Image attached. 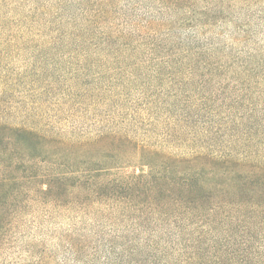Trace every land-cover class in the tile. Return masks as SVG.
Listing matches in <instances>:
<instances>
[{"label": "trees", "instance_id": "1", "mask_svg": "<svg viewBox=\"0 0 264 264\" xmlns=\"http://www.w3.org/2000/svg\"><path fill=\"white\" fill-rule=\"evenodd\" d=\"M22 1L31 4L28 23L38 15L45 27L0 28V51L24 64H8L2 84L7 92L13 83L33 89L41 81L47 97L27 102L19 115L0 108V238L26 227L32 202L47 213L97 206L109 210L112 226L150 235L145 247L143 241L131 252L121 245L106 251L104 264H264V44L257 41L264 16L240 3L257 0L126 1L132 13L109 25L116 0ZM196 2L209 3L211 16L194 18ZM230 7L248 18L247 27L229 34L231 43L199 35L198 27L211 31L213 17ZM47 14L58 19L56 27L46 29ZM142 21L169 30L170 41L132 40L144 36ZM186 30L191 42L174 39L172 32L183 39ZM54 56L68 65L56 80L34 70ZM43 105L66 117L53 124L39 112ZM100 108L95 132L89 124H65L76 111ZM113 153H135L150 171L116 177L96 160Z\"/></svg>", "mask_w": 264, "mask_h": 264}, {"label": "rangeland", "instance_id": "2", "mask_svg": "<svg viewBox=\"0 0 264 264\" xmlns=\"http://www.w3.org/2000/svg\"><path fill=\"white\" fill-rule=\"evenodd\" d=\"M126 1L131 5L136 0H116L113 3L115 8V13L112 10L110 15V19L104 22L103 25H109L110 23L114 22H122V17L126 14L132 13V11H127L126 8ZM20 3L21 6H18ZM243 7H241L244 11L252 15H258L261 13L264 16V0H257V1H242ZM17 4V5H16ZM197 4V5H196ZM209 3L203 2H196L193 6L192 13L195 17H199V15H208L211 16V11L209 8ZM233 6V5H231ZM237 8V9H234ZM240 7H233L228 8L227 12L222 13L221 16L213 17L214 25L209 24V29L211 31L207 32L206 27L204 29L201 27L199 28V35L207 34L212 39H222L227 42H232V38L229 34L234 31V29L239 27H247V22H245L248 18H239L238 19V9L242 10ZM31 9L30 3H23L22 0H0V17L4 18L5 20L0 23V28L4 27L2 31H9L11 29H15L18 27H27L33 25L34 23V30H37L39 26L45 27L44 21L37 16L32 15L31 22L28 23L25 15L29 13ZM73 10L75 7L72 8ZM61 9L59 8L58 11ZM199 10V12H198ZM210 12V13H208ZM49 13H55V10H50ZM142 12H139L141 14ZM208 13V14H207ZM23 16V17H22ZM49 17V21L47 23L46 29L48 27H56V23L58 19H56L53 15L47 14ZM142 18L145 15H140ZM22 17L19 21V19ZM191 17V16H190ZM225 18V19H223ZM11 22H8L10 21ZM159 20V19H157ZM62 24L65 27H70L69 22H71V15L70 9L68 8L65 15L62 19ZM140 22V21H139ZM160 22V21H157ZM216 22L218 25H215ZM174 22L171 21L170 24ZM257 21H251L249 24L251 26H255ZM176 25V24H174ZM166 26V27H173ZM144 32L143 37H133L132 40H139L149 41V43H153L154 39L157 41H165L169 42L170 39L165 35L169 30H158V28H147L145 26V22L142 21L140 25ZM158 23H156V27H158ZM121 29V27H120ZM141 30V33H142ZM105 31H118L112 29H105ZM181 31V30H179ZM187 37L183 36L182 38L178 37V33L182 34L181 32L174 31L172 32L176 38V41L181 40L182 42H191L192 36L191 30H186ZM184 32V31H183ZM177 33V34H176ZM194 38V36H193ZM257 41L259 43L264 44V34H261L257 37ZM143 42L142 45H144ZM139 50V48H137ZM143 53L147 52V50ZM40 59V58H39ZM41 63L34 64V70H39L46 74H51V77L56 80L61 70L65 68L67 61L65 59H60L54 56L53 60L44 59L41 60ZM12 65L14 68L22 69L23 59H18L14 55L9 56L8 58L4 57V53L0 51V108L1 109H10L13 111L14 115H19V111H25L26 103L31 100H40L44 101L47 95L41 94L44 88V84L40 82H32L30 85L33 89H30L29 84L26 81H20L17 85L8 84L6 92V87L2 84L6 82L8 79L3 77L4 75V68L7 65ZM30 79V78H29ZM11 82V81H10ZM38 93H34L37 92ZM29 92V93H28ZM22 93V94H20ZM135 93L140 94L141 91H136ZM6 95H9L6 97ZM10 99V100H9ZM70 106V105H69ZM67 106L66 108H68ZM43 108L39 112L45 113L48 119H51L53 124H56L58 120L61 118L66 117L65 114H60V109H57V106H49L46 107L43 105ZM105 110L100 108V113L95 114L93 111L91 113H87L86 111H76V113L69 117V122H66L69 128L82 125L89 124L90 129L92 132L99 130L101 127L96 129V123L93 119L95 115L101 118V113H104ZM3 115V111L0 112ZM96 129V130H94ZM233 132H229L228 137L232 139ZM111 140V139H109ZM154 143V142H153ZM165 151L176 153L175 147H164ZM113 157L107 158L106 156L102 157L101 159H96L101 161L102 164L105 165L106 168L109 169V172L116 177L119 176H126L128 174L134 173H148L150 171L149 167L143 165L138 160V156L133 154H121V153H113L111 154ZM38 203H30V209L26 213L27 216L23 218V222L27 221L26 227L21 229L20 231H16L14 229L11 232H6L5 235H2L0 241H3L0 246V264H13L12 261L15 257L19 256L23 259L25 264L37 262L41 264H104V257L107 254L106 251H111L117 248V246H122L127 251H132L133 247L141 244L144 240H146L150 235H143L136 234L131 232V230H124V227L121 223H118L116 226H112L110 224V215L109 210L106 207H89L87 209L75 210L72 211V214L64 212L65 209L57 208L58 211H53L52 213H47L45 208H48L44 205H37ZM35 221L36 223L32 222ZM111 227H114L111 230ZM141 230V227H139ZM133 231V230H132ZM31 243H36L37 248L32 249ZM112 243V244H110ZM124 244V247H123ZM75 245L79 249L81 254L77 255L73 250L72 246ZM145 247L146 241L143 242ZM81 257V260L78 258ZM130 259H124L123 264H129ZM17 261L14 263L16 264ZM132 263V262H131Z\"/></svg>", "mask_w": 264, "mask_h": 264}]
</instances>
